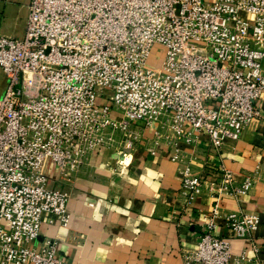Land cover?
I'll use <instances>...</instances> for the list:
<instances>
[{"label": "built area", "instance_id": "obj_1", "mask_svg": "<svg viewBox=\"0 0 264 264\" xmlns=\"http://www.w3.org/2000/svg\"><path fill=\"white\" fill-rule=\"evenodd\" d=\"M28 10L25 36L0 38V264H71L54 243L34 244L43 224L69 225L60 184L93 168L95 153L122 166L154 125L186 143L206 134L220 152L264 126V0H31ZM155 47L159 68L148 64ZM221 174L184 173V187L207 188L216 205L183 264L251 262L233 258L214 220L235 239L259 228L258 216L223 215L220 204L248 194L253 178Z\"/></svg>", "mask_w": 264, "mask_h": 264}, {"label": "crops", "instance_id": "obj_2", "mask_svg": "<svg viewBox=\"0 0 264 264\" xmlns=\"http://www.w3.org/2000/svg\"><path fill=\"white\" fill-rule=\"evenodd\" d=\"M30 3L0 0V38L25 36ZM6 85L0 69V96ZM172 137L168 128L145 127L122 166L114 164L110 150L95 153L93 168L60 184L70 196L69 225L43 224L34 247L54 243L60 259L71 264H183V253L206 233L216 205L207 188L192 195L182 182L184 173L217 181L224 167L236 185L250 176L254 186L248 194L227 196L220 203L223 215H256L260 226L249 238L235 239L217 218L216 234L231 239L233 258L246 254L247 264H264V126L254 121L238 141L226 140L220 152L206 134L191 143ZM57 175L54 170L52 177Z\"/></svg>", "mask_w": 264, "mask_h": 264}, {"label": "rangeland", "instance_id": "obj_3", "mask_svg": "<svg viewBox=\"0 0 264 264\" xmlns=\"http://www.w3.org/2000/svg\"><path fill=\"white\" fill-rule=\"evenodd\" d=\"M162 57H163V53L159 51V49L157 47H155L149 57V61L148 64L152 67H161L162 64ZM54 171V169L52 168V170L50 171V174H52Z\"/></svg>", "mask_w": 264, "mask_h": 264}]
</instances>
